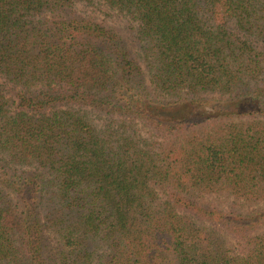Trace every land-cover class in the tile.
<instances>
[{
  "label": "trees",
  "instance_id": "16d2710c",
  "mask_svg": "<svg viewBox=\"0 0 264 264\" xmlns=\"http://www.w3.org/2000/svg\"><path fill=\"white\" fill-rule=\"evenodd\" d=\"M0 264H264V0H0Z\"/></svg>",
  "mask_w": 264,
  "mask_h": 264
},
{
  "label": "rangeland",
  "instance_id": "374dc122",
  "mask_svg": "<svg viewBox=\"0 0 264 264\" xmlns=\"http://www.w3.org/2000/svg\"><path fill=\"white\" fill-rule=\"evenodd\" d=\"M82 9L84 11H86L88 14H94L100 18H105L106 14L110 15L107 18H105L107 20V22L109 23V25L112 26L114 29H116L119 33L123 34V36L128 35L126 33V30L124 29L123 22L118 21V16L115 13L109 11L108 9L103 8V7H96V8L89 7L86 9L83 6H78V10H82ZM126 38H128V37H126ZM130 41H132V40L130 39ZM92 117H94V121H95V124L97 127L98 126L101 127V126L105 125V123H104L105 121H103V119H101V118L98 119L95 116H92ZM138 127H139V125H138ZM134 128H136V126ZM142 132H143V136L149 137L145 130H143ZM231 241L233 242V240H231Z\"/></svg>",
  "mask_w": 264,
  "mask_h": 264
}]
</instances>
